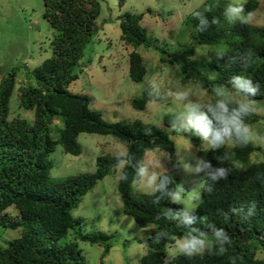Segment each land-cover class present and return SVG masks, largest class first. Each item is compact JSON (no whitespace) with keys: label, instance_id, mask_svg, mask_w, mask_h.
<instances>
[{"label":"trees","instance_id":"1","mask_svg":"<svg viewBox=\"0 0 264 264\" xmlns=\"http://www.w3.org/2000/svg\"><path fill=\"white\" fill-rule=\"evenodd\" d=\"M120 6L126 0H118ZM212 3L207 0L205 4ZM100 0H44V17L57 34L52 39V53L39 66L27 70L18 88L20 105L34 111V119L22 117L9 119L10 100L18 83L17 68H13L0 83V224L19 229L20 236L0 244V264H88L85 251L78 241L100 243L104 246L103 256L112 248L114 234L106 232L89 233L82 230V218L72 210L79 206L83 197L96 183L110 174L117 165V155L102 154L97 157L94 172H82L54 179L51 171L54 161L51 154L58 143L67 153L79 155L82 145L78 136L82 132L113 135L127 144V152L133 161L144 158L153 146L167 151L171 163L176 166L177 147L168 131L141 119L131 122L108 121L102 113L91 105L87 94L74 92L70 85L79 78L80 66L88 44L97 32V18ZM204 4V5H205ZM259 0H248L245 10L253 12ZM226 6H218L205 15L211 20L219 17L221 23L212 25L205 32L196 30L198 20L192 13L187 22L194 28L197 45H219L229 55L240 57L251 50L252 63L243 67L240 62L225 67V60H217L213 52L203 70L197 59V46H186L175 51L162 49L160 60L177 66L183 82H194L202 89L213 93V88L224 85L232 75L240 74L260 85V93L255 99H264V27L229 24L223 18ZM204 11V7L199 9ZM144 13L126 11L119 15L121 39L134 48L129 55V74L136 81H143L148 69L138 48L148 43L147 28L141 21ZM214 69L212 77L208 70ZM144 87L140 96L132 99L136 109H145L154 99ZM257 116L246 118L253 123ZM165 123L171 126V116ZM151 129L149 135L145 129ZM58 132V136L53 135ZM187 135V133H184ZM192 143L200 147L198 138L191 136ZM263 146H225L219 152L199 148L200 157L211 161L213 166H221L216 155H227L222 166L232 171L226 180L215 184L209 194L202 188L200 202L194 214L206 218L208 222L222 227L231 236L232 244L223 255L205 254L203 257L188 259L179 257L173 264H264L258 257V250L264 252V160L251 161L255 151H264ZM128 181L118 182V190L124 205V212L131 215L143 228L152 227L148 238V255L142 256L141 264H163L166 245L171 241L154 240L156 231L166 229L173 235H183L186 229L166 218L167 208L177 209L167 200L152 203V197L136 195L132 186L134 170L124 169ZM162 174H169L163 172ZM205 183V181H204ZM171 187H177L173 178ZM255 204V214L247 220L233 215L232 208ZM15 206L16 214L8 208ZM225 214L228 219L225 220ZM196 227L205 229L204 224ZM71 230L75 236L61 242ZM206 230V229H205ZM130 264V263H128Z\"/></svg>","mask_w":264,"mask_h":264},{"label":"rangeland","instance_id":"2","mask_svg":"<svg viewBox=\"0 0 264 264\" xmlns=\"http://www.w3.org/2000/svg\"><path fill=\"white\" fill-rule=\"evenodd\" d=\"M206 1L126 0V3L120 6L118 0H100L97 32L88 44L85 56L78 67L79 78L70 85L72 91L89 95L92 107L100 111L108 121L131 122L141 119L168 131L177 147L176 166L172 165L169 153L156 146L151 147L144 158L159 160L162 164L159 171L170 173L177 186L183 185L186 190L185 198L191 193L199 194L201 199L204 180L203 174L198 176L186 172L179 164V159L182 157L185 162L194 163L192 157L183 151L191 150L194 156L200 157L198 150L205 149V146L200 140V147L195 146L189 134L185 135L166 125L165 119L170 116L168 109L179 110L181 107L173 104L171 99L151 100L142 110L133 107L132 99L142 94L149 80L155 79L161 85L162 92L188 89L193 93L192 99L205 103L214 101V93L207 92L194 82H183L177 66L160 60L162 49L175 51L195 44L199 66L205 70L204 65L212 53L224 46L197 45L194 40L195 30L187 22V17L193 11L203 8ZM220 1L225 6L229 3V0ZM247 1L241 0L244 7ZM126 11L144 13L141 23L147 28L148 33V43L138 48L148 69L144 80L140 82L134 81L129 74V55L134 48L121 39L118 17ZM253 14L252 24L264 27V0H259ZM56 34L57 31L44 17V0H0V83L13 68H17L18 75V83L10 100L9 119L15 117L34 119L33 110L21 107L18 88L27 70L36 68L50 57L51 41ZM208 73L212 77L217 75L214 69H209ZM233 95L237 99L241 98L235 93ZM253 99L260 109H264V99ZM257 117L258 119L249 125L264 135V116ZM52 133L58 136V132ZM78 140L82 145V152L79 155L67 153L61 143L57 144L51 154L54 161L51 175L54 179L82 172H94L97 169L99 155L127 152V144L113 135L82 132ZM232 146L228 145L227 148L230 149ZM250 160H264V151H255ZM119 175L120 170L116 167L110 174L100 179L83 197L79 206L72 210L75 216L82 218L81 227L84 232L103 231L114 234L112 248L105 256L102 244L78 241L79 246L85 251L88 264H141L142 253L148 251V238L154 226L140 227L131 215L124 212L118 190ZM134 193L139 196L145 195L136 188ZM200 199L195 202L196 206ZM8 211L13 215L17 213L15 206L9 207ZM19 236V229L0 224L1 245L5 246L8 240ZM74 236L75 231L71 230L61 242L71 240ZM258 257L264 259V252L261 249L258 250Z\"/></svg>","mask_w":264,"mask_h":264},{"label":"clouds","instance_id":"3","mask_svg":"<svg viewBox=\"0 0 264 264\" xmlns=\"http://www.w3.org/2000/svg\"><path fill=\"white\" fill-rule=\"evenodd\" d=\"M218 4L219 0H212V3L203 6L204 11L192 12V16L198 20L196 25L198 32L203 33L212 25L221 23L219 17L213 16L209 20L205 15L206 12L213 11ZM223 18L229 24L239 22L242 25H251L254 21V14L251 11H245L244 3L241 0H229L223 10ZM215 56L217 60H225V67H231L240 62L243 67L247 68L252 63L253 53L249 50L237 57L229 55L227 50L221 48L215 52ZM228 85L214 87L212 90L214 101L206 103L192 99L193 93L188 89L162 92L161 85L155 79L147 82L146 90L150 97L161 100L171 99L173 104L181 106L179 110L168 109V114L171 116V127L198 138L202 141L206 151L219 152L220 149L228 145L247 146L250 143L264 146V135L253 130L245 122L246 118L251 116H264V109H260L253 99L260 93V85L240 74L232 75ZM233 93L241 98L237 99ZM150 133L151 129L146 128L145 134L149 135ZM183 152L191 156L194 163L185 162L181 157L179 164L188 173L198 176L203 174L202 179L205 183L202 187L209 194L214 192L215 184L226 180L232 171L231 168L222 166L228 159L227 155H216L215 159L221 166H213L211 161L194 156L191 150L185 149ZM116 160V167L120 170L119 180L127 182L128 174L124 169L133 168L132 186L152 197L153 204L167 200L172 204L182 205L177 209L168 208L166 218L169 221H174L178 227L186 229L185 233L176 236L166 229H162L156 231L154 235L156 242L171 241L166 245L163 264H173L179 257L192 259L203 257L205 254L223 255L228 251V247L232 244V238L225 229L194 214L197 208L195 202L200 199V195L189 193L185 198L186 190L182 184H178L175 188L171 187L173 177L159 171L162 166L159 160L141 158L133 161L132 156L126 151L118 153ZM231 212L233 215L247 220L255 214V204L232 208ZM224 219H228L227 214ZM198 223L204 224L206 230L196 227ZM148 254V251L142 253L144 256Z\"/></svg>","mask_w":264,"mask_h":264}]
</instances>
